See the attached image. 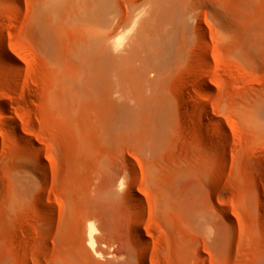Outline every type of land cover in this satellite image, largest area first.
Returning a JSON list of instances; mask_svg holds the SVG:
<instances>
[{"label": "rangeland", "instance_id": "1", "mask_svg": "<svg viewBox=\"0 0 264 264\" xmlns=\"http://www.w3.org/2000/svg\"><path fill=\"white\" fill-rule=\"evenodd\" d=\"M0 40V264H264V0H0Z\"/></svg>", "mask_w": 264, "mask_h": 264}, {"label": "bare ground", "instance_id": "2", "mask_svg": "<svg viewBox=\"0 0 264 264\" xmlns=\"http://www.w3.org/2000/svg\"><path fill=\"white\" fill-rule=\"evenodd\" d=\"M137 18V17H136ZM138 20V19H137ZM126 21V20H125ZM135 22V21H134ZM122 24V23H121ZM128 23H123V25H127ZM131 29V28H130ZM128 30V29H127ZM137 52V46L131 45L127 49V54L129 56L135 55ZM174 55V48L171 44H167L164 48H161L157 51V59L158 60H168L171 59ZM0 56L12 67L17 68L18 64L15 58L11 55L8 49L4 46L3 42L0 40ZM121 186V185H120ZM226 210L234 216L233 210H231L228 206L225 205ZM132 242L138 244L140 242L141 236L137 234L135 231L131 232ZM89 245L92 251L97 254H100L99 249L97 248L96 238L92 232L89 234Z\"/></svg>", "mask_w": 264, "mask_h": 264}]
</instances>
